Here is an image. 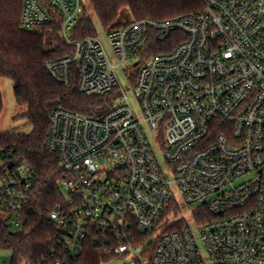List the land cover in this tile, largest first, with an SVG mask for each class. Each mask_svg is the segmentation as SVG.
I'll return each instance as SVG.
<instances>
[{"label":"built area","instance_id":"2783aa9c","mask_svg":"<svg viewBox=\"0 0 264 264\" xmlns=\"http://www.w3.org/2000/svg\"><path fill=\"white\" fill-rule=\"evenodd\" d=\"M203 5L107 31L109 54L97 34L75 39L82 0H24L21 28L58 24L72 48L46 63L53 80L77 75L83 95L116 94L100 117L51 114L47 149L64 196L50 215L56 264L76 260L89 240L105 264H264V0ZM34 182L29 164L0 160V214L12 229Z\"/></svg>","mask_w":264,"mask_h":264},{"label":"trees","instance_id":"16d2710c","mask_svg":"<svg viewBox=\"0 0 264 264\" xmlns=\"http://www.w3.org/2000/svg\"><path fill=\"white\" fill-rule=\"evenodd\" d=\"M89 1L96 18L107 31L120 27L118 23L124 9L129 10L133 21H166L204 8L203 0ZM23 5L24 0H0V82L8 79L13 83L16 103L27 108L25 118L32 131L28 134L0 133V160L7 165L29 164L35 182L30 204L20 214L22 225L19 229H12L9 217L0 214V251L12 252L11 264H56L62 251L50 215L64 202V196L57 159L47 149L51 114L61 107L100 117L111 108L116 94L83 95L78 90L77 75L68 85L56 83L46 63L72 54V48L61 40L58 24L42 27L41 32L23 30ZM96 34L92 17L84 12L74 29L75 39ZM2 110L0 94V115ZM107 262L101 245L89 240L76 260L63 264Z\"/></svg>","mask_w":264,"mask_h":264},{"label":"rangeland","instance_id":"374dc122","mask_svg":"<svg viewBox=\"0 0 264 264\" xmlns=\"http://www.w3.org/2000/svg\"><path fill=\"white\" fill-rule=\"evenodd\" d=\"M83 6L86 12L92 17L94 28L96 30L97 35H99L107 49L108 53L112 54V51L108 47L106 41V33L107 30L102 26V24L96 18L94 11L92 9L91 3L89 0H82ZM133 22L132 16L128 9H124L121 13L119 19V25L122 26L125 24H129ZM42 28H34L32 32H41ZM118 78L122 88L125 90L128 99L132 103L136 112H139V106L136 99V90L132 86L129 74L126 70L118 71ZM0 94L3 103V110L0 115V133L1 134H28L32 131V126L30 122L25 118V114L27 112V108L25 106H19L16 103V99L14 96V85L8 79H3L0 82ZM148 137L152 140L153 135L150 130L145 129ZM190 214V213H189ZM12 260V252L10 250L0 251V264H11ZM116 264H132L128 260L117 259Z\"/></svg>","mask_w":264,"mask_h":264}]
</instances>
